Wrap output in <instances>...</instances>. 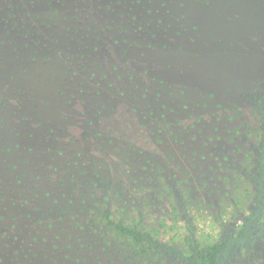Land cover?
Instances as JSON below:
<instances>
[{"label": "rangeland", "instance_id": "obj_1", "mask_svg": "<svg viewBox=\"0 0 264 264\" xmlns=\"http://www.w3.org/2000/svg\"><path fill=\"white\" fill-rule=\"evenodd\" d=\"M264 264V0H0V264Z\"/></svg>", "mask_w": 264, "mask_h": 264}, {"label": "trees", "instance_id": "obj_2", "mask_svg": "<svg viewBox=\"0 0 264 264\" xmlns=\"http://www.w3.org/2000/svg\"><path fill=\"white\" fill-rule=\"evenodd\" d=\"M106 221L110 232L115 233L119 237L129 239L134 245L139 247L142 253L164 252L177 258L182 257L185 264H219L225 256L231 254L249 236L248 226L244 225L240 234L237 236L230 235L223 242L205 247L192 244L191 254L184 256L176 248L161 243L153 235L142 231L137 226H130L122 221H115L109 218H106Z\"/></svg>", "mask_w": 264, "mask_h": 264}]
</instances>
